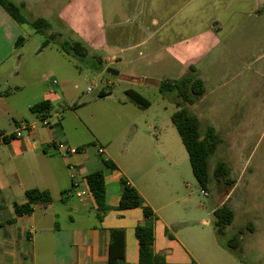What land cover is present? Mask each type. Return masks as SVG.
<instances>
[{
    "label": "crops",
    "instance_id": "obj_1",
    "mask_svg": "<svg viewBox=\"0 0 264 264\" xmlns=\"http://www.w3.org/2000/svg\"><path fill=\"white\" fill-rule=\"evenodd\" d=\"M180 1L188 3L192 0ZM172 2L167 0V9L173 6ZM71 3L82 30L79 34L89 45V51L98 57L94 61H107L100 1L72 0ZM69 5L61 12L67 23L75 14ZM190 9L192 11L176 23L177 29L184 34L168 43L167 51L186 72L192 67L195 73H210L208 78L199 74L204 95L206 83L214 79V73L218 79V73L250 71L248 57L264 44V0H196ZM96 18L99 20L93 32L91 21ZM171 18L169 15L167 22ZM19 36L23 40L15 46ZM29 38L23 31V24L17 23L0 5V90L11 91L0 97V123H4L0 125V131L3 132L16 129L8 128L11 121L17 127L23 120L33 125L42 120L30 110L34 103L41 100L57 102L55 89L46 84V78L54 75L45 63L48 45H39L26 54L24 47ZM101 47L103 54L97 52ZM23 58L34 69L25 71L23 65L21 74L18 67ZM111 58L117 59L116 54ZM53 81V85L57 83ZM26 111L28 118H22ZM58 115V110L49 113L45 118L47 127H34L19 138L0 143V264H111V259L118 264H136L138 242L134 228L142 222L143 213L140 207L117 208L122 179L135 188L153 211V251L163 254L166 264H200L194 253L204 248L202 225L207 221H203L202 216L198 218V207L187 209L182 196H174L172 189L178 180L171 175L178 174L177 164L167 161L165 145L161 149L154 142L149 144V139L144 141L146 136L139 134V128L133 125V134L122 137V150L114 155L112 152L106 154L103 149L104 159L111 160L116 166L115 169L106 168L100 153L89 148L95 143L96 135L85 126L81 115L74 110L62 115L61 119ZM54 116L57 120L50 123L49 117ZM152 127L153 124L147 123L143 132ZM129 137L141 140L142 144L136 143L140 147L136 148V144L128 146ZM59 143L81 150L64 154L57 148ZM148 152L157 158L154 162L146 159L150 156L145 154ZM127 154L129 161L125 159L120 165L117 158ZM71 164L74 171L69 169ZM130 167L142 174V186L137 185L136 178L127 171ZM98 169L104 175L107 206L100 220L85 182V176ZM167 173L171 178L169 187ZM29 188L47 190L51 201L35 205L31 213L17 217L13 203L24 202L25 190ZM146 190L155 192V198ZM217 244L225 250L218 240Z\"/></svg>",
    "mask_w": 264,
    "mask_h": 264
},
{
    "label": "rangeland",
    "instance_id": "obj_2",
    "mask_svg": "<svg viewBox=\"0 0 264 264\" xmlns=\"http://www.w3.org/2000/svg\"><path fill=\"white\" fill-rule=\"evenodd\" d=\"M11 1L19 5L20 13L28 21L41 17L48 23L42 31H36L29 22L23 24V31L30 36L24 47L26 54L42 45L49 34H55L45 48V63L54 72L53 76L46 78V84L55 89L54 96H57L52 113L58 110L60 119L70 110L81 115L85 126L96 135L95 143L89 148L98 154L99 146L106 154L112 152L115 155L122 150V137L133 134V125L139 128V134L146 136L144 141L149 139V144L154 142L161 149L165 145L167 161L177 164L178 174L171 173V177L178 180L172 189L174 196H182L187 209L198 207V218L202 216L203 221H207L202 225L204 248L194 253L200 264H264V44L248 57L250 71L218 73V79L214 73V79L206 83L204 95L187 105L188 111L198 118L200 128L213 126L219 138L217 148L208 160L209 183L201 189L192 173L187 151L171 122V114L178 109V98L167 89L159 90L162 82L173 81L183 75L199 77L201 74L208 78L210 74L186 72L167 51V44L184 34L177 29L176 23L181 16L192 11L190 8L196 0L188 3L173 0V6L168 9L167 0H99L107 39L104 55L109 58L101 63L94 61L98 58L96 53L89 51V45L79 34L82 30L79 29L72 0ZM68 4L75 14L67 23L61 12ZM169 15L172 18L167 22ZM97 20L99 18L91 21L93 32ZM74 40L81 42L89 55L80 58L61 49L63 42ZM119 49L123 51L118 52ZM102 51V47L97 48L99 54H103ZM112 54H116L117 59L111 58ZM23 65L25 71L34 69L24 60L18 67L21 74ZM107 68L117 70L118 74L109 75ZM53 79L57 82L54 85ZM127 89L138 92L149 105L141 108L131 102L124 92ZM100 90L110 92L109 96L99 97ZM24 114L22 118H28L27 111ZM48 120L51 123L57 117H49ZM147 123L153 127L143 132ZM34 127L47 126L40 120ZM8 128L12 130L18 126L11 121ZM25 132L21 129V133ZM136 143L142 144L135 137L128 138V146ZM138 146L135 145L136 148ZM106 154L99 155L104 159ZM145 154L150 155L146 159L151 162L157 159L152 153ZM125 159H129V154L117 158L120 165ZM218 161H223L229 168L228 175L234 181L232 187L212 176ZM127 171L136 178L137 185H143L140 171L132 167ZM170 181L167 173V187ZM201 190L207 194H202ZM146 192L155 198V192ZM222 203H226L233 212V220L225 227L222 240L226 241L238 229L242 230L235 252L217 246L212 210Z\"/></svg>",
    "mask_w": 264,
    "mask_h": 264
},
{
    "label": "trees",
    "instance_id": "obj_3",
    "mask_svg": "<svg viewBox=\"0 0 264 264\" xmlns=\"http://www.w3.org/2000/svg\"><path fill=\"white\" fill-rule=\"evenodd\" d=\"M0 5L11 15V17L19 24L29 22L36 31H42L43 28L48 27V23L44 18L37 17L32 21H28L19 11V5L11 0H0ZM55 38V34H49L42 42V47L48 45L49 41ZM22 37H18L15 46H19ZM67 54L84 58L87 55L86 47L79 41L63 42L61 44ZM189 71H194L189 67ZM173 92L178 98L176 105L178 109L171 114V122L177 130V133L187 151L192 173L201 189H205L209 183V156L217 148L219 142L218 135L211 126H206L204 129L200 128L198 118L188 111L187 105L191 104L195 97H198L204 92L203 81L199 77L193 75H183L182 77L173 81H164L160 84L159 90L163 92ZM10 90H0V97L10 94ZM128 99L141 108L149 105L148 101L138 92L127 89L125 91ZM108 92L100 90L99 97L107 95ZM53 104L49 100H41L31 105L30 110L36 114L40 119H45L53 110ZM103 166L110 169H115V164L108 159H102ZM229 168L223 161H218L215 164L213 174L215 180L221 181L227 186L232 187L234 181L229 177ZM85 182L88 190L96 203V217L100 220L107 210L105 204V182L103 171L98 169L88 173L85 176ZM122 191L119 197L118 209L136 208L140 207L143 213V220L137 223L134 228V234L138 242V262L136 264H166L165 257L161 253L153 251L154 241V215L152 209L144 203V200L135 190L130 186L126 180H121ZM228 190L226 194H228ZM25 201L22 203H13L15 216H23L31 213L35 205H43L51 201V195L47 190L38 188H29L24 193ZM215 217L214 225L217 240L227 249L237 251L239 247V234L242 232L238 229L228 240L223 241L222 235L225 227L231 224L233 220V212L226 205L222 203L213 210ZM111 264H118L111 259ZM129 264V263H125Z\"/></svg>",
    "mask_w": 264,
    "mask_h": 264
},
{
    "label": "built area",
    "instance_id": "obj_4",
    "mask_svg": "<svg viewBox=\"0 0 264 264\" xmlns=\"http://www.w3.org/2000/svg\"><path fill=\"white\" fill-rule=\"evenodd\" d=\"M54 83H56V81H53ZM52 91V90H51ZM42 124L47 125V122L45 121V119H42ZM34 128V125L31 123H28L27 121H20L18 128L13 131V132H3L0 131V143L4 142L6 139L9 138H19L21 137L22 133H21V129H25L27 132L31 131ZM60 151H62L64 154H73V153H77L81 150L80 147H75V146H70V145H66L64 143H59L58 147H57ZM98 152L100 154L103 153V148L101 146L98 147ZM69 169L71 171H74V165H69ZM71 176L74 178L75 174L74 172H72ZM74 185H76V182H74ZM201 193L206 195L207 192L204 190H201Z\"/></svg>",
    "mask_w": 264,
    "mask_h": 264
},
{
    "label": "water",
    "instance_id": "obj_5",
    "mask_svg": "<svg viewBox=\"0 0 264 264\" xmlns=\"http://www.w3.org/2000/svg\"><path fill=\"white\" fill-rule=\"evenodd\" d=\"M106 72L109 74V75H117L118 72L117 70L113 69V68H107L106 69Z\"/></svg>",
    "mask_w": 264,
    "mask_h": 264
}]
</instances>
